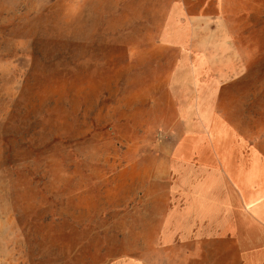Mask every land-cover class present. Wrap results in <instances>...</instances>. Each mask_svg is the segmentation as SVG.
I'll list each match as a JSON object with an SVG mask.
<instances>
[{"label": "rangeland", "instance_id": "rangeland-1", "mask_svg": "<svg viewBox=\"0 0 264 264\" xmlns=\"http://www.w3.org/2000/svg\"><path fill=\"white\" fill-rule=\"evenodd\" d=\"M234 2L185 1L211 25L200 67L189 43L135 29L131 0H0V264H179L157 234L196 107L264 139V0Z\"/></svg>", "mask_w": 264, "mask_h": 264}, {"label": "crops", "instance_id": "crops-1", "mask_svg": "<svg viewBox=\"0 0 264 264\" xmlns=\"http://www.w3.org/2000/svg\"><path fill=\"white\" fill-rule=\"evenodd\" d=\"M185 1L131 0V23L147 37L160 32L165 46L180 49L187 42L197 48L201 67L210 63L209 54H216L208 50L211 25L205 17L187 14ZM217 1L219 10L235 4ZM215 22L213 32L217 38L219 32L225 51L232 28L222 16ZM230 46L217 56L229 59L230 72H235L241 53ZM217 106L214 101L196 107L201 130L187 132L175 143L172 182L162 189L167 204L157 242L161 250L176 253L179 264H264V139L246 135ZM233 108L227 111L239 110Z\"/></svg>", "mask_w": 264, "mask_h": 264}]
</instances>
